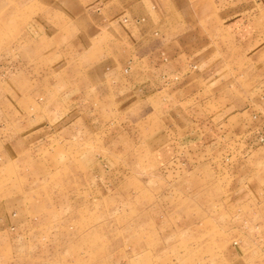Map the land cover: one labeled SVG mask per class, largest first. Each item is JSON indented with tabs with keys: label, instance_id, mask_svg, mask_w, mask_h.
<instances>
[{
	"label": "rangeland",
	"instance_id": "1",
	"mask_svg": "<svg viewBox=\"0 0 264 264\" xmlns=\"http://www.w3.org/2000/svg\"><path fill=\"white\" fill-rule=\"evenodd\" d=\"M88 1L0 0V149L49 126L0 155V264H264V0L216 2L194 28L213 52H187L186 84L144 105L104 100L108 62L72 50ZM239 42L251 68L228 72ZM244 82L258 99L243 118Z\"/></svg>",
	"mask_w": 264,
	"mask_h": 264
},
{
	"label": "crops",
	"instance_id": "2",
	"mask_svg": "<svg viewBox=\"0 0 264 264\" xmlns=\"http://www.w3.org/2000/svg\"><path fill=\"white\" fill-rule=\"evenodd\" d=\"M216 2L218 4L219 0H89L88 9L81 18L83 31L74 35L75 39L78 36L77 39L80 40L75 42L72 50L88 52L92 48L99 51L108 62L103 68L108 73V76L102 78L104 100L110 96L119 99L121 90L127 98L121 100L122 104L132 100L144 105L163 91L165 93L159 99L170 100L172 93L167 92L165 83L172 82L176 77L180 81L178 84H186L187 78L191 77L184 64L186 53L191 50H195L196 54L213 52L211 46L202 44L204 34L197 36L194 28L209 19ZM228 35L231 36L229 33ZM250 51L245 43L232 44L227 51V57L231 59L223 62L222 66H226L228 72L236 66L243 70L250 69ZM235 55L237 59L242 56V61L235 62ZM214 64L220 66L218 61H214L209 68ZM204 65L205 68L209 66L208 63ZM258 65L259 68L264 66L262 62ZM122 68L127 69V72L123 73ZM228 76L231 77L230 74ZM198 79L199 77L196 81ZM214 79L216 78L209 79L210 86ZM226 83V91L231 95L230 79L227 78ZM64 85L68 92L77 88L85 93V89L90 88V83L85 79L83 82L74 79L72 83L69 77ZM202 85H207L206 80ZM202 85L195 88L197 93L204 90ZM205 89L210 90V87L206 86ZM257 91L258 89L251 91L250 85L244 82L243 98L239 100L242 104L238 106L242 111L239 116L244 118L254 110L252 106L258 99ZM229 95L226 107L228 111L234 112L235 106L231 103L234 98ZM48 127L35 124L34 132L29 134L26 133V128L20 127L19 137L6 138L2 143L1 157L10 160L14 152H24L33 144V148H36ZM83 178L86 179L85 175Z\"/></svg>",
	"mask_w": 264,
	"mask_h": 264
},
{
	"label": "built area",
	"instance_id": "3",
	"mask_svg": "<svg viewBox=\"0 0 264 264\" xmlns=\"http://www.w3.org/2000/svg\"><path fill=\"white\" fill-rule=\"evenodd\" d=\"M124 72H127V69H126V70H124Z\"/></svg>",
	"mask_w": 264,
	"mask_h": 264
}]
</instances>
